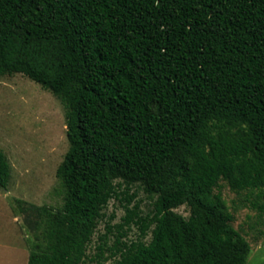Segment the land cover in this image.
<instances>
[{"label": "trees", "instance_id": "1", "mask_svg": "<svg viewBox=\"0 0 264 264\" xmlns=\"http://www.w3.org/2000/svg\"><path fill=\"white\" fill-rule=\"evenodd\" d=\"M16 73L64 103L70 144L27 264H248L216 189L264 197V0H0V77ZM123 183L154 209L130 195L114 244L89 255Z\"/></svg>", "mask_w": 264, "mask_h": 264}, {"label": "rangeland", "instance_id": "2", "mask_svg": "<svg viewBox=\"0 0 264 264\" xmlns=\"http://www.w3.org/2000/svg\"><path fill=\"white\" fill-rule=\"evenodd\" d=\"M69 147L64 103L26 75L1 76L0 149L9 159L11 180L7 189L0 188V264H27L30 243L39 232L34 206L62 205L57 170ZM119 190L120 197L113 198L103 210L88 247L89 255L97 253L105 234L108 244H114L130 195H134L131 207L139 203L144 214L154 209L156 198L141 183L129 186L123 183ZM216 192H220L226 211L234 216L233 226L251 243L248 264H264V210L258 206L264 204V197L259 190L238 192L226 180L220 182ZM15 198L21 203H14ZM176 211L185 217L190 214L187 206ZM109 226L111 233H107ZM139 235L138 226L133 224L124 240L131 242ZM150 240L151 235L147 237Z\"/></svg>", "mask_w": 264, "mask_h": 264}]
</instances>
